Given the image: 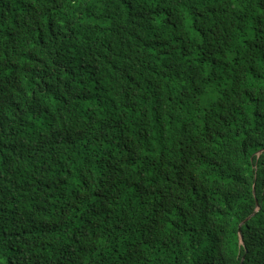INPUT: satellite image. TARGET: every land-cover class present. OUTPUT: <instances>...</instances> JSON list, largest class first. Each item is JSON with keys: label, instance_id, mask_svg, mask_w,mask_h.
I'll return each mask as SVG.
<instances>
[{"label": "trees", "instance_id": "1", "mask_svg": "<svg viewBox=\"0 0 264 264\" xmlns=\"http://www.w3.org/2000/svg\"><path fill=\"white\" fill-rule=\"evenodd\" d=\"M0 264H264V0H0Z\"/></svg>", "mask_w": 264, "mask_h": 264}, {"label": "water", "instance_id": "2", "mask_svg": "<svg viewBox=\"0 0 264 264\" xmlns=\"http://www.w3.org/2000/svg\"><path fill=\"white\" fill-rule=\"evenodd\" d=\"M253 217H254V216L250 217L248 220H246V221L240 226V228H239V233H240V236H241V237H242V233H241V229H242V227H243L248 221H250ZM242 239H243V237H242Z\"/></svg>", "mask_w": 264, "mask_h": 264}]
</instances>
